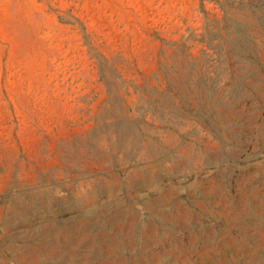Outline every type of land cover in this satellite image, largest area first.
Returning a JSON list of instances; mask_svg holds the SVG:
<instances>
[{"label":"rangeland","instance_id":"rangeland-1","mask_svg":"<svg viewBox=\"0 0 264 264\" xmlns=\"http://www.w3.org/2000/svg\"><path fill=\"white\" fill-rule=\"evenodd\" d=\"M0 264H264V0H0Z\"/></svg>","mask_w":264,"mask_h":264}]
</instances>
